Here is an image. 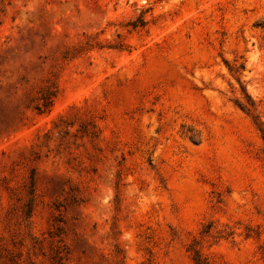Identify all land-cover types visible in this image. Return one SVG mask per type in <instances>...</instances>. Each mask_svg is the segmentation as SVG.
<instances>
[{
    "label": "rangeland",
    "instance_id": "obj_1",
    "mask_svg": "<svg viewBox=\"0 0 264 264\" xmlns=\"http://www.w3.org/2000/svg\"><path fill=\"white\" fill-rule=\"evenodd\" d=\"M196 252L264 264V0H0V264Z\"/></svg>",
    "mask_w": 264,
    "mask_h": 264
},
{
    "label": "trees",
    "instance_id": "obj_2",
    "mask_svg": "<svg viewBox=\"0 0 264 264\" xmlns=\"http://www.w3.org/2000/svg\"><path fill=\"white\" fill-rule=\"evenodd\" d=\"M145 20L144 19H139L138 22L136 24H134V27H143L145 25ZM54 95V92L51 90H48L47 93H45L43 99H44V107H48L50 106V104L52 103V97ZM253 102H251L248 105L245 104H240L241 109H243L244 111L250 112L252 107H253ZM38 110H41L40 107L37 108ZM195 260L197 264H203V261H201V258L199 256V253L196 252L195 254Z\"/></svg>",
    "mask_w": 264,
    "mask_h": 264
}]
</instances>
